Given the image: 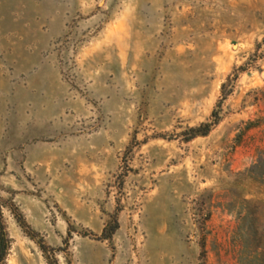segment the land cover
Returning <instances> with one entry per match:
<instances>
[{
  "label": "rangeland",
  "instance_id": "374dc122",
  "mask_svg": "<svg viewBox=\"0 0 264 264\" xmlns=\"http://www.w3.org/2000/svg\"><path fill=\"white\" fill-rule=\"evenodd\" d=\"M0 199L2 264H264V0H0Z\"/></svg>",
  "mask_w": 264,
  "mask_h": 264
},
{
  "label": "trees",
  "instance_id": "16d2710c",
  "mask_svg": "<svg viewBox=\"0 0 264 264\" xmlns=\"http://www.w3.org/2000/svg\"><path fill=\"white\" fill-rule=\"evenodd\" d=\"M223 89H224V84L222 85V91ZM218 121H219V116L217 112L213 110L210 119L207 122L201 123L198 126L190 127L187 129L186 133L188 134V136L186 139L189 140L197 136H206L210 132V130L218 123ZM2 207H3V202L0 199V264H2V262L4 261L10 246L8 235L5 230V226L2 219ZM117 228H118V223L117 220L114 219L113 223H110L108 227L104 228L102 232V238L104 239L110 238ZM41 247L43 248V246Z\"/></svg>",
  "mask_w": 264,
  "mask_h": 264
}]
</instances>
